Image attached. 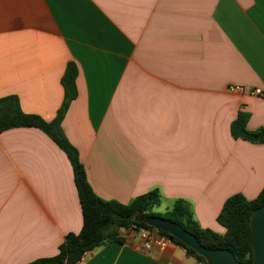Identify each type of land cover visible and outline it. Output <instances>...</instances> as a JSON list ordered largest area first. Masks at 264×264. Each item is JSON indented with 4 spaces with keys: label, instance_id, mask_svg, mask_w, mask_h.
<instances>
[{
    "label": "crops",
    "instance_id": "1",
    "mask_svg": "<svg viewBox=\"0 0 264 264\" xmlns=\"http://www.w3.org/2000/svg\"><path fill=\"white\" fill-rule=\"evenodd\" d=\"M69 62L77 96L61 128L100 199L157 189L153 211L182 199L222 234L224 201L264 187V143L230 134L239 112L249 132L264 127V0H0V98L52 121ZM81 227L63 151L35 128L0 133V264L53 257ZM117 236L77 264H198L171 241Z\"/></svg>",
    "mask_w": 264,
    "mask_h": 264
},
{
    "label": "trees",
    "instance_id": "2",
    "mask_svg": "<svg viewBox=\"0 0 264 264\" xmlns=\"http://www.w3.org/2000/svg\"><path fill=\"white\" fill-rule=\"evenodd\" d=\"M77 67L73 62L67 63L60 79L63 89V99L52 121L47 122L35 114L22 111L19 99L15 95L0 98V133L14 128H35L47 135L66 155L73 172V180L79 201L82 227L78 233H68L58 247L53 257L35 259L27 264H77L83 255L107 242H121L117 236L120 228L154 230L152 227L135 221L139 215L157 216L180 224L184 230L192 234L199 243L208 249H227L233 253L240 263L252 260L251 233L249 218L253 210L264 205V187L257 197L247 200L241 194L227 198L217 217V223L224 228L219 234L210 229L202 228L193 217L189 204L175 200L171 209L164 213L153 211L160 203L157 189L136 197L127 204L116 201H106L97 197L91 190L83 165L76 148L63 134L61 123L70 103L76 98L75 79ZM249 114L239 112L230 125V134L234 139L264 143V127L254 132L246 128ZM174 244L182 247L186 254L193 257L198 264H206L203 257L180 241L164 232Z\"/></svg>",
    "mask_w": 264,
    "mask_h": 264
},
{
    "label": "water",
    "instance_id": "3",
    "mask_svg": "<svg viewBox=\"0 0 264 264\" xmlns=\"http://www.w3.org/2000/svg\"><path fill=\"white\" fill-rule=\"evenodd\" d=\"M138 223H144L154 230L164 232L170 237L177 239L186 247L192 249L197 255L204 258L206 264H264V205L252 211L249 218L251 233L252 260L248 263L238 262L233 253L227 249H208L180 224L170 220L148 215L135 217Z\"/></svg>",
    "mask_w": 264,
    "mask_h": 264
},
{
    "label": "built area",
    "instance_id": "4",
    "mask_svg": "<svg viewBox=\"0 0 264 264\" xmlns=\"http://www.w3.org/2000/svg\"><path fill=\"white\" fill-rule=\"evenodd\" d=\"M229 92H237L241 93L243 92V89L241 87L237 86H229L228 88ZM251 95H262V91L260 89H255L250 92ZM134 229V228H133ZM143 238V247L146 249H149L151 246H156L159 249H164L167 242L170 241L167 237L162 236L159 231L157 230H145V229H135Z\"/></svg>",
    "mask_w": 264,
    "mask_h": 264
},
{
    "label": "rangeland",
    "instance_id": "5",
    "mask_svg": "<svg viewBox=\"0 0 264 264\" xmlns=\"http://www.w3.org/2000/svg\"><path fill=\"white\" fill-rule=\"evenodd\" d=\"M155 212H162L163 211V206H160L158 208L154 209Z\"/></svg>",
    "mask_w": 264,
    "mask_h": 264
}]
</instances>
